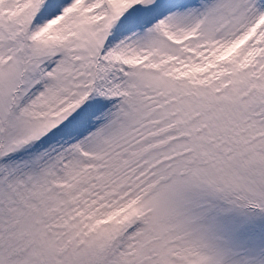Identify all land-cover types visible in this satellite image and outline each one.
Wrapping results in <instances>:
<instances>
[{"label": "snow or ice", "instance_id": "obj_1", "mask_svg": "<svg viewBox=\"0 0 264 264\" xmlns=\"http://www.w3.org/2000/svg\"><path fill=\"white\" fill-rule=\"evenodd\" d=\"M0 264H264V0H0Z\"/></svg>", "mask_w": 264, "mask_h": 264}]
</instances>
